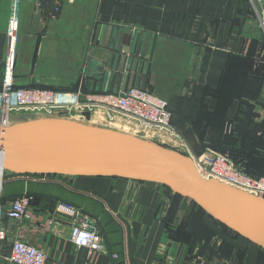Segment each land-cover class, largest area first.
<instances>
[{"label": "crops", "instance_id": "obj_1", "mask_svg": "<svg viewBox=\"0 0 264 264\" xmlns=\"http://www.w3.org/2000/svg\"><path fill=\"white\" fill-rule=\"evenodd\" d=\"M37 2L20 1L15 86L49 88L58 93V101L68 103L83 101L86 94L143 88L166 100L172 118L169 131L137 126L139 137L191 158L202 153L206 141L196 144V139L185 135L200 123L204 101L217 95L230 63L260 60L264 55L261 0ZM56 2L60 9L54 13ZM10 15L11 0H0V84ZM110 55L116 68L106 69ZM103 62V72L112 76L97 80ZM260 94L264 98V87ZM108 114L93 108L63 115L92 123L99 121L98 115L105 119ZM230 116L235 138H253L262 154L253 159L264 162V102L235 103ZM240 144L236 141L237 150H242ZM23 193L32 200L21 220L4 218L0 264H9L6 257L16 239L44 249L45 264H183L180 250L170 252L174 241L169 213L173 207L180 211L184 207V214L191 202L175 200L158 184L81 175L9 174L3 183L4 208ZM73 211L98 231L105 252L89 253L71 243ZM201 217L216 241L226 237L207 213ZM227 236L234 245H244L248 254L253 252L248 246L252 244Z\"/></svg>", "mask_w": 264, "mask_h": 264}, {"label": "water", "instance_id": "obj_2", "mask_svg": "<svg viewBox=\"0 0 264 264\" xmlns=\"http://www.w3.org/2000/svg\"><path fill=\"white\" fill-rule=\"evenodd\" d=\"M261 3L264 6V0ZM110 47L114 48V41ZM139 53L136 47L135 54ZM106 64V69L116 68L112 55ZM104 65L105 62L98 69L97 80L112 76L103 72ZM0 167L11 174L104 176L162 184L194 201L215 221L264 248V198L204 178L191 157L145 139L106 129L6 133L0 125Z\"/></svg>", "mask_w": 264, "mask_h": 264}, {"label": "built area", "instance_id": "obj_3", "mask_svg": "<svg viewBox=\"0 0 264 264\" xmlns=\"http://www.w3.org/2000/svg\"><path fill=\"white\" fill-rule=\"evenodd\" d=\"M21 0H11V15L7 31L6 54L0 84V125L17 114L57 115L70 112L87 113L93 108H102L107 113L117 112L136 120L144 129L170 130L172 112L166 100L138 86H130L120 92L86 94L83 101L60 102L58 93L49 88L16 87L14 67L18 37L19 5ZM44 1V0H41ZM59 1V0H58ZM40 3L38 0L37 4ZM54 3L53 11H59ZM231 130V124L227 126ZM198 172L204 178H213L257 197L264 198V176H251L236 165L227 153L206 149L192 157ZM8 171L0 167V241L6 237L4 218L19 221L25 215L32 196L23 193L4 208L3 183ZM69 239L77 247L84 246L89 253L105 252V244L88 219L77 211L71 214ZM47 255L41 247L16 239L13 241L6 260L9 264H45Z\"/></svg>", "mask_w": 264, "mask_h": 264}, {"label": "rangeland", "instance_id": "obj_4", "mask_svg": "<svg viewBox=\"0 0 264 264\" xmlns=\"http://www.w3.org/2000/svg\"><path fill=\"white\" fill-rule=\"evenodd\" d=\"M264 55L262 54L260 60H250L247 61H236L230 64L227 69L226 76L223 83L222 94H212L209 95L203 104V112L205 111L206 115L209 116L210 122L206 125L195 124L194 126L189 127L188 133L185 135V138H194L198 141L196 144H199L201 140H205L206 144L203 146V151L206 149H211L217 151L216 145L217 138L215 132L220 129L221 123L224 125V130L228 131L227 126L230 124L231 119V106L235 103H245V102H264L263 96L257 92H252L253 89L259 84H261L260 90L264 87ZM260 70V71H258ZM105 113V112H104ZM106 114V113H105ZM99 116V121L96 122H83L75 119L74 117L64 116L63 114L57 115H25L17 114L10 117V125L24 124L28 121H40L42 120H53V119H63L67 122H73L79 128L86 129H96L99 130H111L115 133L130 135L133 137H139V130H145L139 122L133 120L127 116L121 115L117 112H112L108 116L104 115L103 119L101 115ZM100 123V124H99ZM80 125V126H79ZM82 126V127H81ZM139 126L140 129H137ZM226 127V128H225ZM99 129V130H98ZM204 138V139H203ZM142 139V138H141ZM227 141L224 140L220 143L221 149L224 147ZM216 144V145H215ZM230 148V146H229ZM202 151V152H203ZM182 200H188L189 203L192 200L183 197ZM194 202V201H193ZM184 207L175 210L173 214V222L171 223L172 228L174 227L175 238L170 239L174 241V244L170 245V252H177L180 250L178 258H180V263L183 264H264V251L261 250L256 245H248L250 248H253V252L248 254L246 249L242 248L240 243L236 246L232 241L228 240V236L223 233V236H226L221 241L214 239V236L208 238V233L206 229L203 228L200 222L198 223L192 215L189 223L185 224L184 231L181 229L178 230L182 220L187 219V214L190 212ZM180 211V212H179ZM187 215V216H186ZM196 223V226L194 225ZM188 226L192 228H197L198 231H195V236L190 237L188 233ZM190 235V236H189ZM232 240V239H231ZM240 240V239H238ZM240 242H243L240 240ZM225 244H228L230 247L226 248ZM178 247L182 248L178 249ZM175 262V260H173Z\"/></svg>", "mask_w": 264, "mask_h": 264}, {"label": "trees", "instance_id": "obj_5", "mask_svg": "<svg viewBox=\"0 0 264 264\" xmlns=\"http://www.w3.org/2000/svg\"><path fill=\"white\" fill-rule=\"evenodd\" d=\"M237 61H242L241 59H238ZM236 62V61H234ZM233 63V62H232ZM230 63V64H232ZM230 66V65H229ZM228 66V67H229ZM264 68V66H263ZM260 71V70H258ZM264 72V71H263ZM227 73V71H226ZM226 73L224 75V78L226 76ZM223 83H224V79H223V82L220 86V89L217 91L216 94H222V91H223ZM260 88H261V84L258 83V85L253 89V93L254 92H257V94L260 93ZM210 117L206 115L205 111L203 112V115H201V121L200 123H202V125H206L207 123L210 122ZM199 123V124H200ZM230 123H231V119H230ZM226 128V127H225ZM215 135H216V138H217V142L219 144H215L216 145V150L219 151V152H222V153H227L230 158L233 160V162L236 164V165H239L243 168V170L251 175V176H255V177H259V176H264V162H258L255 161V159L253 158H260L262 157L261 155V147L257 144V142L253 139V138H242L239 139V138H235V133H234V128L232 126L231 130L229 132H227L226 130H224V125L223 123H221V127L219 130H217L215 132ZM226 140L227 143L224 144V147H222L223 149H221V146H220V143L222 141ZM236 141L238 142H241V148L242 150H237L235 148L236 146ZM230 146V148H229ZM8 173V172H7ZM11 173H8L7 175H9ZM31 175H54V176H62V175H58V174H31ZM95 177H104V176H95ZM110 178H115V177H110ZM140 182H143V181H140ZM150 183V182H148ZM156 184V183H154ZM159 186H161L163 189H166L168 192H171L173 193V198L177 201L181 200L183 198V196H181L180 194L178 193H175L173 191H171L167 186L165 185H162V184H158ZM175 201V202H177ZM176 204V203H175ZM191 209H190V212L186 215L187 216V219L186 220H182V222L180 223L181 225L178 226V230L181 229V231L183 232L184 231V226L185 224L189 223L188 220H190L191 218H189L190 215H192L193 218H195L197 220V222L200 224H202L203 228L206 229L207 233H208V238L206 239H210L213 237L214 235V232L213 230L206 224H204V222L202 221V215L205 214L206 212L200 207L198 206L195 202H191ZM177 209V207H173L172 209H170V213H169V216H170V235L172 238H175V234L173 232L174 230V227L172 228V225L171 223L174 221L173 220V214L175 213V210ZM210 217V216H209ZM191 221V220H190ZM212 221L214 222V224L216 226H218L220 228V230L233 237V238H240L242 239L243 241L249 243V244H252V245H255L251 242H249L248 240L244 239L243 237H241L240 235H238L237 233L233 232L231 229H229L227 226H225L224 224H221L217 221H215L214 219H212ZM190 224V223H189ZM194 225L196 226V223L194 222ZM195 231H198L197 228H192V227H189L188 226V233H190V237L192 236H195ZM226 248H229L230 246L228 244H225ZM257 246V245H256ZM259 247V246H257ZM261 250L264 251V248L262 247H259Z\"/></svg>", "mask_w": 264, "mask_h": 264}, {"label": "bare ground", "instance_id": "obj_6", "mask_svg": "<svg viewBox=\"0 0 264 264\" xmlns=\"http://www.w3.org/2000/svg\"><path fill=\"white\" fill-rule=\"evenodd\" d=\"M1 126L5 128L6 133L17 132V131H25V130H38V131H66V132H88L92 131V129L79 128L77 125L73 124V122H67L63 119H53V120H40V121H28L24 124H20L18 126L10 125L8 121L4 120L1 122ZM80 126V125H79ZM82 127V126H81ZM153 129V128H150ZM96 130V129H93ZM99 130V129H98ZM147 130V129H145ZM150 142V141H149Z\"/></svg>", "mask_w": 264, "mask_h": 264}]
</instances>
